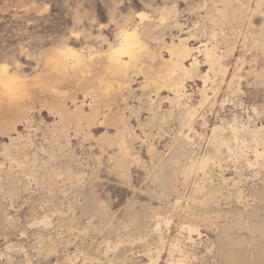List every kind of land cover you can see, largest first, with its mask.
Here are the masks:
<instances>
[{
    "label": "rangeland",
    "instance_id": "obj_1",
    "mask_svg": "<svg viewBox=\"0 0 264 264\" xmlns=\"http://www.w3.org/2000/svg\"><path fill=\"white\" fill-rule=\"evenodd\" d=\"M125 31L165 61L172 42L195 49L200 70L185 79L188 97L174 102L147 81L158 65L130 72L122 104L141 156L126 163L114 143L119 125H92L89 136L72 129L58 146L50 113L35 111L22 125L3 115L0 264H264V0H0V67L31 82L50 51L104 55ZM207 50L223 58L226 76L214 73ZM188 106L198 109L189 130ZM215 127L228 143L217 158ZM180 152L190 156L179 161ZM208 156L210 172L178 177Z\"/></svg>",
    "mask_w": 264,
    "mask_h": 264
},
{
    "label": "bare ground",
    "instance_id": "obj_2",
    "mask_svg": "<svg viewBox=\"0 0 264 264\" xmlns=\"http://www.w3.org/2000/svg\"><path fill=\"white\" fill-rule=\"evenodd\" d=\"M141 17L144 18V17H146V15L143 14V15H141ZM194 50L195 49H193L192 47L189 46L187 41L179 40V42L177 44L175 42H172V44L170 45V60L169 61H165V60H163V58L159 57L155 52L150 50V48H148L142 42V40L138 36L137 32L125 31V32L122 33V41H121V43L117 47H111L106 53L104 52L105 53L104 55L96 56V54H92L91 52H89V54L91 53L90 55H86L85 53L80 52V51H76V50H74V49H72L70 47H64V48H61V49H55L53 51H50V53L46 54L45 58L42 56L44 58V60H43L41 72L38 73L34 77V80H32L31 82H28V81L22 79L17 74H10V72L8 70V67L6 65H2L0 67V88H1V92H2L0 94V118L3 115H5V114H13V115H15L18 118V121L17 120H15V121L18 122L19 124L21 123V125H22L23 123L29 124V123L32 122V119H33L32 116H33L35 111H39L40 113L44 112V111L48 112V114L50 113V115L56 117V119L58 120V122L54 125V129H53V130H55L54 132L56 134L55 135V137H56L55 143H58V146H60L59 144L62 143L63 139H64L63 142H65V138H68V136L70 134L69 132L72 129L75 130L77 133H81V134L83 133L84 135L89 136L90 133H88V132L86 133V130L88 129L87 131H90L89 130V129H91L90 126L95 125V129H96V127L101 128V126H103L105 123H110L111 122L110 125L112 123L116 124V125H119L118 131H117L118 135L116 136L117 139H116V142H114V143H116V145L118 146L119 154L118 153L117 154H118V157L120 158L121 162L126 163V162H130V161H133V160H138L141 155L139 156V154L137 152H135V149L133 148V146L130 143V141L132 139L130 140L131 137H130V134H129V129H130L129 119L126 116V113H125L126 110L123 108V104H122L123 101L124 102L127 101L125 96L129 93L128 92L126 95H124L125 94L124 91H126L125 88L129 85V83L131 84V82H132V81L130 82V77H131V73L130 72L132 70L137 69L141 65H145V64H148V63H149V66H154L155 67L156 65H158L159 66V68H158L159 69L158 70L159 73L151 74L150 76L147 77V79H148L147 81L149 83L153 84L155 87H157L158 88V89L156 88L157 90H161L162 88L169 89L171 91L172 95H174L172 101L179 103L180 101H183V100H181L182 97L185 98V96H187V94L184 93V89L186 88L185 84H184L185 83V79L194 77V75L196 73H198V71L200 70L199 69L198 59L196 57L192 58ZM205 58L210 63L212 69L215 71L214 73H216V74L219 73V74H223L224 76H226V74L228 73L227 72L228 69L225 66L226 64L224 65V63H223V60H222L223 58L221 59L220 57H218V55L215 54V52H213L211 50H207V55H206ZM188 60H190V62H191L190 66L186 65V62ZM136 72H138V71H136ZM145 72H143V73H145ZM146 75H148V74H146ZM80 93L82 94L83 100L82 99L80 100V97H79L81 95ZM155 95L157 96L158 92ZM204 96H203L202 102L200 101L202 105L205 102H207V100H209L207 98L208 96H205V97ZM158 98H160V97H158ZM151 99H152V97H151ZM151 99H150V101H151ZM26 100H29V101L26 102ZM68 101H71V106L69 104L70 102L68 103ZM170 101H171V99H170ZM28 102H30V103H28ZM126 105H128V104L125 103V106ZM183 105H185V104H183ZM72 107L74 108V110L72 109ZM201 108H203V107H201ZM129 109L130 108H128V110ZM171 109H173V108H171ZM197 110L198 109H196L195 107L193 108L192 106H190V107L188 106L187 111L184 110V111L188 112L187 117H186V120H188V122H185L186 127H188V130H189V128L191 129L193 127V125L195 124V122H196V119H197V116H198ZM153 112H155L154 109H153ZM164 114H165V112H164ZM151 120H153V119H151ZM18 123H17V125H18ZM181 123H183V121H181ZM205 124H206V122H205ZM17 125H16V123H15V125L13 123V128H12L13 131H18V130H16V128H17L16 126ZM112 127H114V126H112ZM137 127H138V125H137ZM219 127H215L213 129L214 136H213V139H212V146H213L212 148L214 149L213 153L215 154L216 158H217V156L220 157L221 153H223L222 152V150H223L222 148L225 145L228 144L222 138V136L220 134V129L221 128H219ZM3 128H5V127H3ZM102 128H105V127H102ZM10 129H11V127H10ZM182 130H184V129H182ZM174 131H175V129H174ZM2 132H3V130H2ZM9 132H11V131H9ZM108 132H109V130H108ZM184 132H185V130H184ZM244 132H246V131H244ZM260 132H261V129L260 130L257 129V131L255 132V136L258 137ZM16 133L17 132H15V134ZM46 134H48V133H46ZM50 136H51V134H50ZM187 138H189V137H187ZM10 139L12 141L16 140V139H13V137H10ZM96 139H98V138H96ZM133 139H137V138H133ZM184 141L185 140H183V142ZM188 141H190V140H188ZM257 142H259V144H261L260 141H258V138H257ZM263 144H264V138H263ZM62 146H63V144H62ZM183 146H184V144H183ZM185 148H188V147L185 146ZM55 149H57V151H59L58 148H57V145H56ZM59 149H61V148H59ZM153 149H154V147H153ZM189 152H183V153L180 152L181 156H178V157L176 156V154L178 152L176 154L174 153V155L176 156L175 159L180 161L181 158H184L186 156L189 157L190 156V155H188ZM60 153L61 152H59V154ZM236 155H237V153H236ZM109 156H110V153H109ZM114 156H117V155H114ZM152 156H153V154H152ZM257 156L258 157L264 156V152H262V153L258 152ZM60 157H62V156H60ZM237 158H238V161L236 163H238L240 165L242 159L240 158V156L237 157ZM188 159H191V157L188 158ZM202 159H203L202 161L200 159L201 162L199 161L198 164H197V162H196V164H194L191 160H189V161H191L193 163L192 166L190 168L186 166L189 169H184V171L182 173H180V174L178 173L179 174L178 177L181 178L183 181H186L188 176H189L190 171H195V170H199V172L203 171V173L205 172L204 174H206V172L209 171L208 168H209V164H210L212 158H211V156H208V157H204ZM203 191H204L203 188L197 187L195 192L196 193H202ZM204 193H205V191H204ZM210 195H209V197H208V199L206 201V204L214 202L215 195L214 196L213 195L210 196ZM198 196H200V195H198ZM206 196H208V194ZM204 197H205V195H204ZM195 198H196V196H195ZM194 201H195V199H194ZM194 203L196 204V201ZM186 206H188V205H186ZM188 214H189V212H188ZM192 215H193V213H192ZM190 216L191 215H189V217ZM45 221L49 222L48 219H46ZM184 221H185V218H184ZM218 230H220V229H218ZM190 231H192V228H190ZM188 240H189V238H188ZM120 241H121V239H120ZM250 247H251V245H250ZM256 247H257V245H256ZM151 250H153V249L151 248ZM151 250H150V253H151ZM190 250H191V248H190ZM103 263H105V262H103Z\"/></svg>",
    "mask_w": 264,
    "mask_h": 264
}]
</instances>
